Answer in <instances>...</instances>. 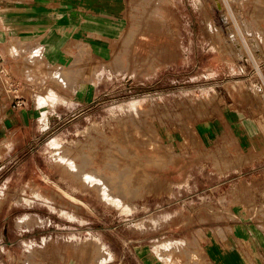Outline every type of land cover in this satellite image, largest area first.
<instances>
[{
  "label": "rangeland",
  "instance_id": "obj_1",
  "mask_svg": "<svg viewBox=\"0 0 264 264\" xmlns=\"http://www.w3.org/2000/svg\"><path fill=\"white\" fill-rule=\"evenodd\" d=\"M183 1H143L121 73L72 74L74 97L89 78L95 98L2 147L0 258L139 264L146 248L186 249L195 197L172 180L179 164L193 173L196 122L240 99L264 105V0Z\"/></svg>",
  "mask_w": 264,
  "mask_h": 264
},
{
  "label": "crops",
  "instance_id": "obj_2",
  "mask_svg": "<svg viewBox=\"0 0 264 264\" xmlns=\"http://www.w3.org/2000/svg\"><path fill=\"white\" fill-rule=\"evenodd\" d=\"M143 1L0 0V52L25 100L13 108L16 99L0 79V153L7 141L50 127L62 105L95 98L97 85H88L89 78L78 82L74 97L72 74H120L122 59L138 55L129 31ZM57 73L65 75L62 81L54 78ZM51 91L58 100L43 103ZM189 140L197 145L184 150L185 158L193 155V173L186 162L179 164L181 177L172 182L177 180L185 199L195 197L186 216L195 236L187 239L186 249L146 248L136 253V261L264 264V105L240 99L221 106L195 123ZM85 262L74 255L0 258V264Z\"/></svg>",
  "mask_w": 264,
  "mask_h": 264
},
{
  "label": "built area",
  "instance_id": "obj_3",
  "mask_svg": "<svg viewBox=\"0 0 264 264\" xmlns=\"http://www.w3.org/2000/svg\"><path fill=\"white\" fill-rule=\"evenodd\" d=\"M0 79L4 82L6 87L8 88L9 92L13 94L16 101L13 104V108H19L24 105V98L21 92V85L19 81L16 80L12 69L8 65L6 59L0 52Z\"/></svg>",
  "mask_w": 264,
  "mask_h": 264
},
{
  "label": "bare ground",
  "instance_id": "obj_4",
  "mask_svg": "<svg viewBox=\"0 0 264 264\" xmlns=\"http://www.w3.org/2000/svg\"><path fill=\"white\" fill-rule=\"evenodd\" d=\"M216 2H217V0H215ZM78 167V166H77ZM83 172V171H82ZM95 172V171H94ZM93 173V172H92ZM82 174V173H81ZM97 174V173H96ZM92 177V176H91ZM98 178H99V176H98ZM105 178V177H104ZM106 179V178H105Z\"/></svg>",
  "mask_w": 264,
  "mask_h": 264
}]
</instances>
